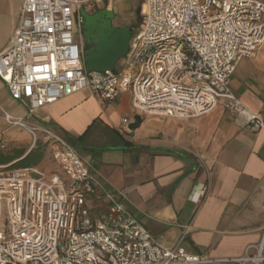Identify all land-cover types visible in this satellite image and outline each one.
I'll list each match as a JSON object with an SVG mask.
<instances>
[{"label": "built area", "instance_id": "1", "mask_svg": "<svg viewBox=\"0 0 264 264\" xmlns=\"http://www.w3.org/2000/svg\"><path fill=\"white\" fill-rule=\"evenodd\" d=\"M95 1L24 0L13 41L0 54V80L28 110L24 119L6 115L8 125L26 130L33 146L42 141L60 169L0 166V264H212L180 245L165 246L122 195H101L67 140L27 119L78 93L107 104L130 93L135 116L123 119L125 130L136 116L200 118L223 104L232 118L264 133L263 117L231 90L239 63L264 50V0H142L141 24L125 56L114 70L88 71L81 11ZM7 147L0 141V149ZM103 201L107 213L98 217L92 204ZM230 261L264 264V234Z\"/></svg>", "mask_w": 264, "mask_h": 264}, {"label": "crops", "instance_id": "2", "mask_svg": "<svg viewBox=\"0 0 264 264\" xmlns=\"http://www.w3.org/2000/svg\"><path fill=\"white\" fill-rule=\"evenodd\" d=\"M23 2L0 0V54L13 41ZM231 90L264 119V50L239 63ZM6 115L24 119L28 110L0 80V141L8 145L0 149V166L39 149L35 167L60 173L50 149L42 141L33 146L30 134L8 125ZM134 116L130 93L107 104L86 91L39 110L27 122L67 140L100 183L101 195H122L165 246L180 245L212 264H238L230 260L242 258L264 234V133L252 131L245 118H232L223 104L200 118L145 115L137 129L125 130L123 119ZM92 206L98 217L107 213L104 201Z\"/></svg>", "mask_w": 264, "mask_h": 264}, {"label": "water", "instance_id": "3", "mask_svg": "<svg viewBox=\"0 0 264 264\" xmlns=\"http://www.w3.org/2000/svg\"><path fill=\"white\" fill-rule=\"evenodd\" d=\"M138 14L142 15V6L138 9ZM83 18L82 28L88 32H97L100 45L86 51L84 63L88 71L114 70L118 61L125 56L128 50L129 41L135 34L136 28L115 29L112 27L114 11L105 9L89 15L85 10L81 11ZM142 122L141 116H136L129 130L133 131Z\"/></svg>", "mask_w": 264, "mask_h": 264}, {"label": "rangeland", "instance_id": "4", "mask_svg": "<svg viewBox=\"0 0 264 264\" xmlns=\"http://www.w3.org/2000/svg\"><path fill=\"white\" fill-rule=\"evenodd\" d=\"M116 2V3H114ZM110 4L107 0H97L92 3H88L85 6L88 11L92 9L103 10L105 7L109 6L111 9L115 10V16L112 20V27L115 29L124 28H136L138 29L141 24V16L138 14V9L142 5V0L124 1L117 0ZM99 34L96 32V35ZM82 44L84 46V51H89L87 42L81 38ZM100 42L96 45L98 47ZM95 47V48H96ZM0 152H2L0 150ZM4 152V151H3ZM5 221V218L4 220Z\"/></svg>", "mask_w": 264, "mask_h": 264}, {"label": "trees", "instance_id": "5", "mask_svg": "<svg viewBox=\"0 0 264 264\" xmlns=\"http://www.w3.org/2000/svg\"><path fill=\"white\" fill-rule=\"evenodd\" d=\"M38 150H32L23 160H21L20 162L11 165L10 168L11 169H24V168H31V167H35V165L38 163V160L40 158V156H38ZM2 159V160H1ZM0 160L3 161L5 160V157L0 156Z\"/></svg>", "mask_w": 264, "mask_h": 264}, {"label": "flooded vegetation", "instance_id": "6", "mask_svg": "<svg viewBox=\"0 0 264 264\" xmlns=\"http://www.w3.org/2000/svg\"><path fill=\"white\" fill-rule=\"evenodd\" d=\"M82 10H85V12L88 13L89 15H93L96 12L100 11L99 9H92L91 11H88L86 6H83ZM81 35H82L83 40L87 42L89 50H91L92 48H95L96 45L99 43V39L96 36V32H88L82 28Z\"/></svg>", "mask_w": 264, "mask_h": 264}]
</instances>
